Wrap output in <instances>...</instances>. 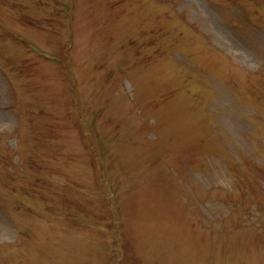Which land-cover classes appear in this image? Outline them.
I'll list each match as a JSON object with an SVG mask.
<instances>
[{
  "label": "rangeland",
  "instance_id": "rangeland-1",
  "mask_svg": "<svg viewBox=\"0 0 264 264\" xmlns=\"http://www.w3.org/2000/svg\"><path fill=\"white\" fill-rule=\"evenodd\" d=\"M0 264H264V0H0Z\"/></svg>",
  "mask_w": 264,
  "mask_h": 264
}]
</instances>
